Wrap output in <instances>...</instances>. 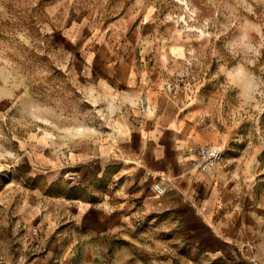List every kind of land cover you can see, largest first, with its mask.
<instances>
[{
    "label": "crops",
    "instance_id": "1",
    "mask_svg": "<svg viewBox=\"0 0 264 264\" xmlns=\"http://www.w3.org/2000/svg\"><path fill=\"white\" fill-rule=\"evenodd\" d=\"M46 1L51 99L0 80V162L15 161L29 187H5L26 198L21 239L44 247L42 264H264L256 159L228 169L222 160L210 173L191 166L190 148L217 137L199 130L186 114L194 101L175 87L180 36L150 56L131 22L90 33L80 16L62 24V0ZM65 173L78 176L69 196L59 191Z\"/></svg>",
    "mask_w": 264,
    "mask_h": 264
},
{
    "label": "rangeland",
    "instance_id": "2",
    "mask_svg": "<svg viewBox=\"0 0 264 264\" xmlns=\"http://www.w3.org/2000/svg\"><path fill=\"white\" fill-rule=\"evenodd\" d=\"M49 4L0 0V80L8 78L43 101L51 99L50 75L57 72L47 60L51 30L41 23ZM59 13L63 25L79 16L86 19L90 33L131 22V31L152 49L150 56L163 53L160 44L172 35L180 36L186 54L173 78L186 101L195 103L186 114H193L203 134L217 137L211 141L224 140L226 169L228 160L253 157L258 173H264V0H62ZM9 160L0 162V264H42L44 247L21 239L26 198L15 186L11 193L5 190L10 181L29 188ZM64 176L59 191L69 196ZM59 262L57 256L52 264Z\"/></svg>",
    "mask_w": 264,
    "mask_h": 264
},
{
    "label": "built area",
    "instance_id": "3",
    "mask_svg": "<svg viewBox=\"0 0 264 264\" xmlns=\"http://www.w3.org/2000/svg\"><path fill=\"white\" fill-rule=\"evenodd\" d=\"M190 152L193 154L191 166L199 173L212 172L223 160L225 154L224 147L221 144L208 140L192 146ZM64 178L68 183H75L78 180V176L71 173H65ZM153 191L159 195L163 191L157 179L153 184Z\"/></svg>",
    "mask_w": 264,
    "mask_h": 264
}]
</instances>
